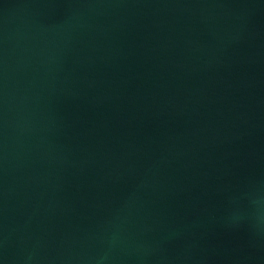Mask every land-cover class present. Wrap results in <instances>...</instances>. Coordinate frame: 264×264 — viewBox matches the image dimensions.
<instances>
[{"label": "water", "instance_id": "water-1", "mask_svg": "<svg viewBox=\"0 0 264 264\" xmlns=\"http://www.w3.org/2000/svg\"><path fill=\"white\" fill-rule=\"evenodd\" d=\"M0 264H264V0H0Z\"/></svg>", "mask_w": 264, "mask_h": 264}]
</instances>
